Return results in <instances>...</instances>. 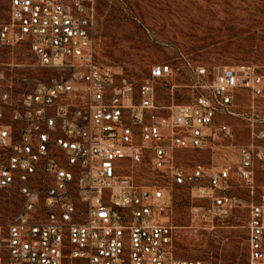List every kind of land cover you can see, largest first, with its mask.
<instances>
[{"label": "built area", "instance_id": "2783aa9c", "mask_svg": "<svg viewBox=\"0 0 264 264\" xmlns=\"http://www.w3.org/2000/svg\"><path fill=\"white\" fill-rule=\"evenodd\" d=\"M8 15L0 48H25L31 64L0 59V187L21 196L0 225V264H207L174 254L169 186L187 185L206 200L192 219L207 228L244 204L229 191L233 177L249 192L247 264H264V185L253 194L264 145L241 146L234 169H186L174 157L230 136L226 124H214L217 114L234 113L240 90L264 100V72L196 66L193 99L162 106L154 80L175 69L154 64L136 83L102 66L93 0H9ZM29 66L32 74L12 73ZM253 134L263 138L264 130ZM142 161L167 182L145 185L120 172Z\"/></svg>", "mask_w": 264, "mask_h": 264}, {"label": "rangeland", "instance_id": "374dc122", "mask_svg": "<svg viewBox=\"0 0 264 264\" xmlns=\"http://www.w3.org/2000/svg\"><path fill=\"white\" fill-rule=\"evenodd\" d=\"M9 0H0V22L8 20ZM93 45L98 62L140 83L149 78L150 67L167 62L175 73L155 79L159 105L188 103L195 93L193 68L207 70L224 65L248 64L264 72V0H93ZM21 46L0 48V59L31 64ZM29 67H14L15 75L32 74ZM233 114L218 113L214 124L224 123L230 136L203 148L178 150L174 157L186 169H217L238 163L245 144H263L264 100L246 91L234 97ZM124 165V161H121ZM138 183L164 184V171H152L145 161L124 166ZM264 185V165L254 163V192ZM171 222L175 228L174 254L201 258L207 264H247L248 190L233 177L229 191L244 204L234 207L205 228L192 219L194 206L206 200L191 195L187 185L170 184ZM21 205L15 187H0V225L5 226Z\"/></svg>", "mask_w": 264, "mask_h": 264}]
</instances>
